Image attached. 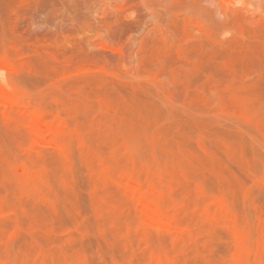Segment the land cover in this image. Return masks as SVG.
Masks as SVG:
<instances>
[{"label": "rangeland", "instance_id": "374dc122", "mask_svg": "<svg viewBox=\"0 0 264 264\" xmlns=\"http://www.w3.org/2000/svg\"><path fill=\"white\" fill-rule=\"evenodd\" d=\"M0 73V264H264V0H0Z\"/></svg>", "mask_w": 264, "mask_h": 264}, {"label": "bare ground", "instance_id": "6f19581e", "mask_svg": "<svg viewBox=\"0 0 264 264\" xmlns=\"http://www.w3.org/2000/svg\"><path fill=\"white\" fill-rule=\"evenodd\" d=\"M8 94H10V93H8ZM1 95H2V94H1ZM10 95H11V94H10ZM10 95H9V96H10ZM5 96H6V95H5ZM7 96H8V95H7ZM0 97H1V96H0ZM3 101H4V100H3ZM8 101H10V100H8ZM6 103H8V102H6ZM6 103H5V104H6ZM15 104H16V103H15ZM36 111H37V110H36ZM38 113H39V112H38ZM38 113H33V114H32V115H34V116H33L34 119H32V121H35V123H36V122L38 123V122H40L39 120H41V119H39V118H41L40 116H39V118H37L38 115H39ZM35 114H36V115L38 114V115L35 117ZM35 118H36V119H39V120H36ZM32 123H33V122H32ZM32 123H31V124H32ZM31 126H33V125H31ZM34 126H35V125H34ZM37 126H38L37 131L40 130L39 132H41V130H43V129H39V128H44V127H41L42 125H41V126H40V125H37ZM37 126H36V127H37ZM34 128H35V127H34ZM35 129H36V128H35ZM32 130H33V129H32ZM36 133H37V132H35V135H37V137H38L37 140H38V139H39V134H38V133L36 134ZM41 133H42V132H41ZM41 135H42V134H41ZM41 138H42V136H41ZM42 140H45V139L43 138ZM38 141H41V140H38ZM41 142H42V141H41ZM257 158H258V157H257ZM262 158H264V157H262ZM259 159H261V158H259ZM257 161H258V160H257ZM263 161H264V159H263ZM258 163H259V161H258ZM256 164H257V163H256ZM259 164H260V165H257V167L260 166V168H264L263 166H261V163H259ZM24 167L26 168V166H24ZM26 170H27V169H26ZM104 171H105V170H104ZM22 172H23V170H22ZM158 173H159V172H158ZM22 174H23V173H22ZM30 175H31V173H30ZM158 176H159V175H158ZM159 177H160V176H159ZM30 179H31V178H30ZM159 180H160V179H159ZM130 182H131V181H130ZM133 182H134V181H133ZM133 182H132V183H133ZM115 184L118 186L117 183H115ZM127 185H129V184H127ZM130 185H131V183H130ZM133 185H134V184H133ZM133 185H132V186H133ZM135 185H136V184H135ZM162 185H163V183H162ZM130 188H131V187H130ZM131 189H132V188H131ZM155 193H157V192H155ZM159 197H161V195H160ZM153 213H155V212H153ZM246 215H247V214H246ZM249 216H250V215H249ZM153 217H156V216H154V214H153ZM161 218L164 219V220H167V219H165L163 216L160 217V219H161ZM246 218H248V217H246ZM156 219H158V217H156ZM158 221H159V219H158L157 222H155V223L157 224ZM247 221H248V220H247ZM252 221H253V220H252ZM248 222H249V221H248ZM152 224H154V222H152ZM248 224H249V223H248ZM247 226L249 227V225H247ZM253 230H254V229H253ZM253 233H254V232H253ZM253 233H252V235H253ZM249 234H251V233H249ZM252 235H251L250 237H252ZM249 241H250V240H249ZM249 241H248V243H249ZM245 243H246V242H245ZM248 243H247V244H248ZM251 248H252V247H251ZM253 249H254V248H253ZM251 254H252V253H251ZM251 254H250V256H251Z\"/></svg>", "mask_w": 264, "mask_h": 264}, {"label": "clouds", "instance_id": "9594fccd", "mask_svg": "<svg viewBox=\"0 0 264 264\" xmlns=\"http://www.w3.org/2000/svg\"><path fill=\"white\" fill-rule=\"evenodd\" d=\"M3 77V73H0V78H2Z\"/></svg>", "mask_w": 264, "mask_h": 264}]
</instances>
